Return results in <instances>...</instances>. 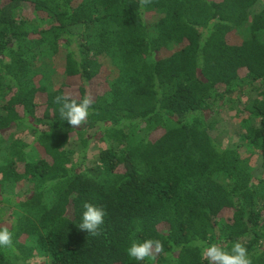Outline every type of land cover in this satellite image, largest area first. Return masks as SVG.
<instances>
[{
	"label": "trees",
	"instance_id": "trees-1",
	"mask_svg": "<svg viewBox=\"0 0 264 264\" xmlns=\"http://www.w3.org/2000/svg\"><path fill=\"white\" fill-rule=\"evenodd\" d=\"M85 97L68 125L62 101ZM226 108L248 117L251 154L211 134ZM263 171L264 0H0V264H136L147 239L163 252L143 264H207L203 247L235 242L264 264ZM85 203L106 212L97 235Z\"/></svg>",
	"mask_w": 264,
	"mask_h": 264
},
{
	"label": "clouds",
	"instance_id": "clouds-1",
	"mask_svg": "<svg viewBox=\"0 0 264 264\" xmlns=\"http://www.w3.org/2000/svg\"><path fill=\"white\" fill-rule=\"evenodd\" d=\"M57 102L61 103V98H57ZM92 104V100L87 97L82 101L64 99L59 109L60 116L67 121L68 125L80 126L90 116ZM83 207L84 212L79 229L89 235H97L104 224L106 212L103 208L91 203H85ZM13 236L14 233L8 227H0V249H12ZM162 252L163 244L160 240L154 239H147L143 242L134 241L127 248L128 257L136 264H143L150 259L154 260ZM201 258L206 260L207 264H252L246 247L239 242H235L230 251L217 244L205 246L202 249Z\"/></svg>",
	"mask_w": 264,
	"mask_h": 264
},
{
	"label": "rangeland",
	"instance_id": "rangeland-1",
	"mask_svg": "<svg viewBox=\"0 0 264 264\" xmlns=\"http://www.w3.org/2000/svg\"><path fill=\"white\" fill-rule=\"evenodd\" d=\"M261 10L260 7H257L254 10V13H258ZM252 17V16H251ZM160 19V16L155 15L154 13H148L146 14V20L148 23H156L158 20ZM243 36L233 32L232 34H230L229 39L231 41V39L236 42V41H240L242 39ZM64 59L62 60V58L58 57L55 59L54 64H53V68L55 70L52 71V75H53V85H55V88H58L59 86H62V84L65 82V77L64 74H62L64 66ZM61 66V67H60ZM110 72V71H108ZM112 78L116 77L117 73L112 72ZM62 83V84H61ZM65 92L68 96H74V89H72L70 86H68V88H65ZM253 95L255 94H250L245 96L244 98L241 99L242 103H243V107H245V105L248 103V101L253 97ZM237 111L236 110H226L221 111L220 113H218L216 116H213L212 119V123L214 122L213 125V129L211 130V134L213 135L214 138L217 139V141H220L222 143L223 147H229V146H236L239 147V150L243 153H248L251 154L250 152H253V150H249L246 147V141H242L240 139V135L243 133L242 128H241V122L246 121V119L248 118L246 115H236ZM216 121V122H215ZM16 136L18 138L24 139L27 141V143L31 144L32 146H34L32 144V138L31 136L28 134V132L25 131V129H21L19 131L16 132ZM95 148H98L97 146H93V149L95 150ZM42 151V150H41ZM38 154L35 156L36 159L38 157H40V155L42 153H39V150L37 152ZM256 157L258 158V154H255ZM264 177V171L261 172V174H259V176ZM28 186L24 185H20L18 186V188H16V193L19 196H23L27 193L28 191ZM37 262V261H36ZM36 262H34V264H36ZM22 264V263H21ZM38 264H42V263H38Z\"/></svg>",
	"mask_w": 264,
	"mask_h": 264
}]
</instances>
